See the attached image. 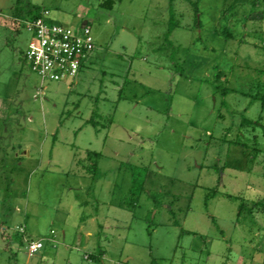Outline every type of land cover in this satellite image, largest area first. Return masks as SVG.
Here are the masks:
<instances>
[{
    "label": "rangeland",
    "instance_id": "obj_1",
    "mask_svg": "<svg viewBox=\"0 0 264 264\" xmlns=\"http://www.w3.org/2000/svg\"><path fill=\"white\" fill-rule=\"evenodd\" d=\"M106 1L0 0V264H264L252 0H200L197 15L186 0ZM29 5L91 27L73 79L31 70ZM135 168L148 170L138 196ZM25 236L45 247L29 256Z\"/></svg>",
    "mask_w": 264,
    "mask_h": 264
},
{
    "label": "built area",
    "instance_id": "obj_2",
    "mask_svg": "<svg viewBox=\"0 0 264 264\" xmlns=\"http://www.w3.org/2000/svg\"><path fill=\"white\" fill-rule=\"evenodd\" d=\"M51 16V10L43 8L39 17L26 20V27L32 33L25 54L26 61L43 80L73 79L95 48L91 27L85 24L76 28L50 22L48 18ZM20 231L24 232V227ZM44 246L43 239H27L30 255L36 254Z\"/></svg>",
    "mask_w": 264,
    "mask_h": 264
},
{
    "label": "trees",
    "instance_id": "obj_3",
    "mask_svg": "<svg viewBox=\"0 0 264 264\" xmlns=\"http://www.w3.org/2000/svg\"><path fill=\"white\" fill-rule=\"evenodd\" d=\"M109 2H105L103 3V5H113V0H108ZM172 2L175 1V0H171ZM187 2L190 3V5H192V7L194 8L195 10V13L197 15L198 13V3L200 0H186ZM251 4L254 6L253 9H251V12L248 14L247 16V19L248 20H254V21H258V20H264V9L263 8H259L261 6H258L257 4V0H252L251 1ZM263 7V6H262ZM43 10L42 7H39V6H30L28 7V9L25 11L26 12V16H25V20H34L36 19L37 17H39L41 15V11ZM16 11H21V9H17ZM173 12L171 13L172 17L174 15V9L172 10ZM197 19V18H196ZM48 20L50 22H56L52 16L51 18H48ZM199 20H197V23L199 24L198 22ZM58 23V22H57ZM61 24V23H60ZM87 24V23H85ZM83 24V25H85ZM82 25L78 26L77 28L81 27ZM175 27V24L173 23L170 28H169V31H173ZM172 32H168V36L171 34ZM229 35H231L229 33ZM95 49V48H94ZM94 51V50H93ZM84 66V63H82V66L81 68ZM80 68V70H81ZM256 73H257V76L260 77V79L258 80L260 83H258V85L255 83L253 85H255L256 87V90H255V95H254V98H262L263 100V104H264V65L262 67H259L256 69ZM97 116H99V120L97 119ZM101 117H103L102 114H100L99 112H94V114L91 116V118H89L87 120V124H91L93 125L94 127H96L98 129V126L101 124L100 120H101ZM112 121V117L109 119L108 121V124H110ZM251 123H254L253 120L251 119H248V118H244L243 120V124H251ZM103 124V123H102ZM87 154H88V159H90V161H93V163L91 164L93 166V168H96L97 167V160H93L94 158H100L101 157V153L100 152H97V151H94V150H87ZM88 172H92L93 170L91 169H87ZM147 173H148V170L145 168V169H139V168H135L133 170V173H132V180H133V186L131 188V194L134 195V196H138L140 194H142L145 190H146V176H147ZM94 177H96V174L93 175ZM212 194L214 197L217 195V191L216 190H212L211 191ZM230 197H233V195H229ZM136 200V199H135ZM134 203V202H133ZM258 202L256 201H253V210L255 206V204H257ZM239 214L244 210V205H240L239 207ZM252 210V211H253ZM23 234H26V232H22ZM28 240H32L31 237H27ZM94 257V256H93ZM91 256H89V258H93Z\"/></svg>",
    "mask_w": 264,
    "mask_h": 264
},
{
    "label": "crops",
    "instance_id": "obj_4",
    "mask_svg": "<svg viewBox=\"0 0 264 264\" xmlns=\"http://www.w3.org/2000/svg\"><path fill=\"white\" fill-rule=\"evenodd\" d=\"M51 15H52V13H51ZM52 18H53V16H52ZM53 19H54V18H53ZM54 20H55V19H54ZM56 22H57V21H56ZM61 24H62V23H61ZM83 24H85V22H84ZM83 24H82V25H83ZM64 25H65V24H64ZM21 228H22V227L19 228V231H20ZM24 229H25V227H24ZM52 231H54V230H52ZM25 232H26V229H25ZM20 233H21V232H20ZM26 233H27V232H26ZM52 233H53V232H52ZM54 233H55V231H54ZM54 233H53V234H54ZM89 234H92V232H89ZM25 237H26V239H28L27 236H25ZM31 238H32V237H31ZM32 239H42V238H39V237H33ZM44 247H45V246H44ZM29 256H33V255H30V254H29ZM89 256L92 257V255H86V258L90 260L91 258H89ZM104 256H105V255H104V251H103V252H101L97 257L104 258ZM117 264H121V263L117 262Z\"/></svg>",
    "mask_w": 264,
    "mask_h": 264
}]
</instances>
